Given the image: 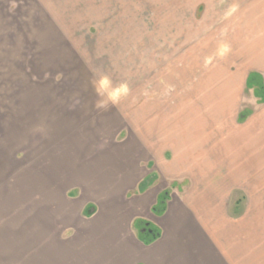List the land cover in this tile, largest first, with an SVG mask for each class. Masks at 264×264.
<instances>
[{
    "label": "crops",
    "instance_id": "0c3cea01",
    "mask_svg": "<svg viewBox=\"0 0 264 264\" xmlns=\"http://www.w3.org/2000/svg\"><path fill=\"white\" fill-rule=\"evenodd\" d=\"M2 21L0 13L8 38ZM80 65L83 75L65 78L90 85ZM24 90L0 79V264H264V200L231 206L237 187L227 184L251 178L264 112L242 127H222L220 112L162 142L153 125L131 131L117 109L94 108L92 93ZM174 182L185 185L154 215ZM148 226L160 236L146 245L139 235Z\"/></svg>",
    "mask_w": 264,
    "mask_h": 264
},
{
    "label": "rangeland",
    "instance_id": "374dc122",
    "mask_svg": "<svg viewBox=\"0 0 264 264\" xmlns=\"http://www.w3.org/2000/svg\"><path fill=\"white\" fill-rule=\"evenodd\" d=\"M0 13L9 35L0 36V46L27 49L0 52V79L14 91L92 93L94 108L117 109L131 131L153 125L162 142L204 118L214 124L220 112L222 127H242L264 112V103L245 87L249 73L260 74L264 84V0H2ZM224 45L228 51L220 55ZM81 62L90 85L65 78L83 75ZM10 66L6 77L3 68ZM103 78L108 88L100 86ZM122 84L127 95L113 101L109 93ZM263 152L247 167L248 181L227 183L237 187L231 206L264 200Z\"/></svg>",
    "mask_w": 264,
    "mask_h": 264
},
{
    "label": "trees",
    "instance_id": "16d2710c",
    "mask_svg": "<svg viewBox=\"0 0 264 264\" xmlns=\"http://www.w3.org/2000/svg\"><path fill=\"white\" fill-rule=\"evenodd\" d=\"M245 87L248 90L252 89L254 95L259 98V101L264 103V84H263V80H262V77L260 76V74L249 73L247 78H246ZM243 118H244L243 116H241V118H238L239 122H243V120H244ZM172 185L175 186L176 188H178L179 190L181 189L180 186H178V184L172 183ZM144 189H145V185H144V183H141L138 186V191L141 193ZM170 193H171L170 190H165L164 192H162L159 195V197L157 199V203L151 209V212L154 215L160 216L163 214V212L165 211L166 203L169 200ZM159 236H160V232L158 229L151 227V226H148L146 231H144L142 234L139 235V238L146 245H148V244L153 243L157 238H159ZM145 238H146V240H145Z\"/></svg>",
    "mask_w": 264,
    "mask_h": 264
},
{
    "label": "clouds",
    "instance_id": "9594fccd",
    "mask_svg": "<svg viewBox=\"0 0 264 264\" xmlns=\"http://www.w3.org/2000/svg\"><path fill=\"white\" fill-rule=\"evenodd\" d=\"M13 7H15V5H13ZM236 10V6L234 5L230 11H229V15L231 14V12H234ZM228 51V48L226 45L222 46L221 49H220V52L219 54L220 55H223L225 54L226 52ZM110 85V81L107 79V78H103L101 81H100V86L102 88H108ZM129 89H128V86L127 84H122L120 85V87L116 88V89H113L109 95H110V98L113 100V101H116L119 99L120 96L122 95H127Z\"/></svg>",
    "mask_w": 264,
    "mask_h": 264
}]
</instances>
